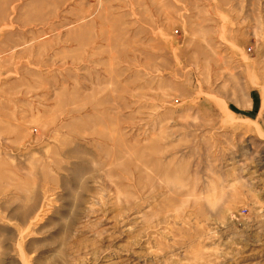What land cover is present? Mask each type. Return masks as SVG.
Wrapping results in <instances>:
<instances>
[{"label": "rangeland", "instance_id": "374dc122", "mask_svg": "<svg viewBox=\"0 0 264 264\" xmlns=\"http://www.w3.org/2000/svg\"><path fill=\"white\" fill-rule=\"evenodd\" d=\"M0 264H264V0H0Z\"/></svg>", "mask_w": 264, "mask_h": 264}]
</instances>
